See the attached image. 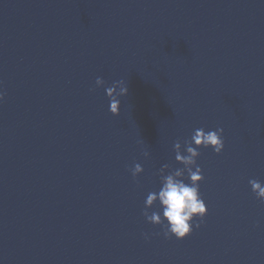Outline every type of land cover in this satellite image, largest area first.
Segmentation results:
<instances>
[{
	"label": "water",
	"instance_id": "1",
	"mask_svg": "<svg viewBox=\"0 0 264 264\" xmlns=\"http://www.w3.org/2000/svg\"><path fill=\"white\" fill-rule=\"evenodd\" d=\"M0 91V264H264V0H0ZM198 128L208 212L165 237L145 200Z\"/></svg>",
	"mask_w": 264,
	"mask_h": 264
},
{
	"label": "clouds",
	"instance_id": "2",
	"mask_svg": "<svg viewBox=\"0 0 264 264\" xmlns=\"http://www.w3.org/2000/svg\"><path fill=\"white\" fill-rule=\"evenodd\" d=\"M95 84L97 87H104L105 80L97 77ZM105 91L110 100V112L118 116L121 111L120 97L128 94L127 83L124 80L116 81L111 86H107ZM3 99L4 93L0 91V102ZM223 134V128L209 131L203 128L196 129L191 141L183 145L180 141L174 144L175 159L183 167L170 170V166L164 164L159 170L161 186L158 191L147 195L143 215L149 223L163 225L165 237L186 238L193 231L195 218L199 217L202 220L207 215L208 209L199 189L204 176L203 169L197 165V158L200 156L197 149L211 147L216 154H221L225 148ZM144 155L148 156L149 153L145 152ZM130 171L133 177H137L144 172V168L137 163ZM186 180L190 183L185 182ZM249 183L257 198L264 200V183L255 179L250 180ZM157 202L162 214L160 211L149 212ZM195 227L200 228L201 224L197 222ZM148 238L149 235L145 233V239Z\"/></svg>",
	"mask_w": 264,
	"mask_h": 264
}]
</instances>
